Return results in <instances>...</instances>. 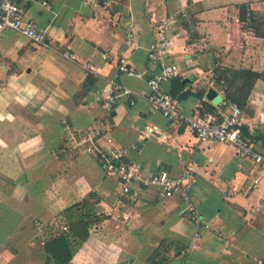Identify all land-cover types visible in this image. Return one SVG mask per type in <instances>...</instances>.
<instances>
[{
	"label": "crops",
	"instance_id": "0c3cea01",
	"mask_svg": "<svg viewBox=\"0 0 264 264\" xmlns=\"http://www.w3.org/2000/svg\"><path fill=\"white\" fill-rule=\"evenodd\" d=\"M16 1L51 47L13 29L0 33V264H50L44 243L62 233L73 242L67 264L130 257L137 264H264V178L253 184L250 159L149 112L143 97L111 108L92 101L109 80L144 95L146 80L121 74L118 64L156 72L147 56L156 26L184 10L167 51L178 72L165 86L186 113L226 112L233 96L244 137L263 151L264 79L244 71L264 72V0H51L48 8ZM210 88L222 96L218 104L206 98ZM145 124L156 131L138 152L130 146ZM89 127L96 148H126L125 160L148 174L177 175L189 164L200 223L180 212L178 193L122 194L116 177L85 150Z\"/></svg>",
	"mask_w": 264,
	"mask_h": 264
},
{
	"label": "built area",
	"instance_id": "2783aa9c",
	"mask_svg": "<svg viewBox=\"0 0 264 264\" xmlns=\"http://www.w3.org/2000/svg\"><path fill=\"white\" fill-rule=\"evenodd\" d=\"M50 1L39 0L45 8L50 6ZM185 14V11L181 10L177 14L167 16L157 24L155 38L147 50V56L156 66V72L148 74L144 70H138L124 59L120 60L118 70L121 74L146 80L148 90L144 95L125 84L109 80L104 88L94 90L92 101L111 108L120 101L133 105L139 97L145 98L148 102L149 112H159L171 124L186 126L199 140L232 145L238 157L250 159L253 162L257 169L253 184L257 185L264 178V150L255 149L244 137L242 132L244 119L239 105L227 100L228 110L226 112L195 109L191 113H186L181 110L177 99L165 86L178 72L177 63L168 59L167 51L171 44V33ZM5 29H13L36 44L51 47L45 32L39 29L33 20L25 17L23 9L16 0H0V33ZM61 54L68 59H76L75 54L69 50H65ZM84 66L92 69L90 62L85 63ZM260 118L264 122V111ZM155 131V126L145 124L130 148L142 152L144 150L143 143L152 137ZM93 139L94 129L89 127L82 135V142L86 143L85 150L95 156L104 174L116 177L122 194L135 198L143 189L148 188H157L161 194L178 193L182 202L180 212L191 215L196 223H200V217L192 201V191L196 180L189 164L177 175L171 174L166 169L148 174L140 162L128 163L125 160L126 148L110 144L98 149L94 146ZM203 227L209 228V224L205 223ZM122 264H137V261L135 257H130Z\"/></svg>",
	"mask_w": 264,
	"mask_h": 264
},
{
	"label": "trees",
	"instance_id": "16d2710c",
	"mask_svg": "<svg viewBox=\"0 0 264 264\" xmlns=\"http://www.w3.org/2000/svg\"><path fill=\"white\" fill-rule=\"evenodd\" d=\"M245 15H246V10L244 9L242 11V14H241L242 20H244ZM244 74L246 77H250L251 79L252 78L256 79L257 77L264 79V72L263 73H256V72L244 71ZM228 100L235 102V98L233 96H230L228 98ZM80 214H78V215H80ZM81 216H82V214H81ZM77 224L83 228L88 225L87 222H84V220H82V217H80L77 220ZM75 230H77V228H72V232L74 234L77 233V232L76 233L74 232ZM72 243L73 242H72L71 236L66 234V233H62L59 236H56V237L46 241L44 243V247H45V251H46L47 262L51 261L53 264H67L71 258V245H72Z\"/></svg>",
	"mask_w": 264,
	"mask_h": 264
},
{
	"label": "water",
	"instance_id": "95a60500",
	"mask_svg": "<svg viewBox=\"0 0 264 264\" xmlns=\"http://www.w3.org/2000/svg\"><path fill=\"white\" fill-rule=\"evenodd\" d=\"M206 98L214 104H218L223 99L222 96L214 88H210L208 90Z\"/></svg>",
	"mask_w": 264,
	"mask_h": 264
},
{
	"label": "rangeland",
	"instance_id": "374dc122",
	"mask_svg": "<svg viewBox=\"0 0 264 264\" xmlns=\"http://www.w3.org/2000/svg\"><path fill=\"white\" fill-rule=\"evenodd\" d=\"M92 225H94V224H92Z\"/></svg>",
	"mask_w": 264,
	"mask_h": 264
}]
</instances>
